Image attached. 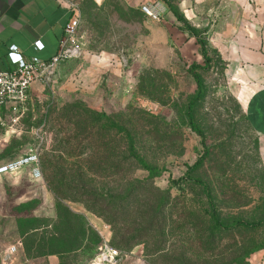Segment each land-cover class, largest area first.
Segmentation results:
<instances>
[{"label": "rangeland", "instance_id": "374dc122", "mask_svg": "<svg viewBox=\"0 0 264 264\" xmlns=\"http://www.w3.org/2000/svg\"><path fill=\"white\" fill-rule=\"evenodd\" d=\"M63 1L79 15L81 56L2 109L0 163L35 150L42 177L0 175V264H89L105 243L119 264H264V224L234 226L264 218V136L246 113L257 88L233 38L258 12L242 0ZM146 2L163 5L160 20ZM192 70L202 134L187 115ZM130 137L153 176L130 158Z\"/></svg>", "mask_w": 264, "mask_h": 264}, {"label": "crops", "instance_id": "0c3cea01", "mask_svg": "<svg viewBox=\"0 0 264 264\" xmlns=\"http://www.w3.org/2000/svg\"><path fill=\"white\" fill-rule=\"evenodd\" d=\"M241 3L246 10L258 12L257 21H244L243 32L233 38L239 46L245 75L253 83L248 85L257 88L247 101L246 113L253 127L264 136V0ZM72 13L73 9L63 0H0V69L10 67L8 52L12 44L28 59L54 55ZM36 40L44 43L42 50L34 47Z\"/></svg>", "mask_w": 264, "mask_h": 264}, {"label": "built area", "instance_id": "2783aa9c", "mask_svg": "<svg viewBox=\"0 0 264 264\" xmlns=\"http://www.w3.org/2000/svg\"><path fill=\"white\" fill-rule=\"evenodd\" d=\"M141 10L152 20L158 21L162 17L164 8L160 3L146 2L141 5ZM184 12L187 16L188 9ZM78 28L79 15L77 10L73 9L58 50L48 59L40 57L28 59L16 44L10 46L8 52L10 67L0 69V123H2V109L5 106L25 102L29 98L33 84L42 76L55 69L61 62L81 56L83 46ZM33 45L37 50L44 48L41 40H36ZM22 170H29L34 179L42 177L41 159L37 151L31 150L12 160L0 163V175ZM119 256L118 248L105 243L99 246L97 254L89 264H119Z\"/></svg>", "mask_w": 264, "mask_h": 264}, {"label": "trees", "instance_id": "16d2710c", "mask_svg": "<svg viewBox=\"0 0 264 264\" xmlns=\"http://www.w3.org/2000/svg\"><path fill=\"white\" fill-rule=\"evenodd\" d=\"M169 6H170L171 10L174 12V14L179 19H181L182 21H184L185 23H187L181 16H178V11L172 5L169 4ZM140 10H141V8H140ZM141 12H142V10H141ZM188 29L190 31V34H192L193 36H195L197 38L198 43L200 44L201 54H202V56L205 59L206 65L209 64V62L211 61V58L208 55V51H207V48H206V43H205V40L201 37L200 31L197 28L193 27V26H189V24H188ZM196 65L200 66L199 64H196ZM192 74H193V76H194V78L196 80L197 90L198 91H197V94L193 97V99L190 100V102L188 103V106H187V109H188L187 110V115L189 117L190 126L194 130H196L199 134H202V131L198 128V126L195 123L193 107H194L196 101L203 96L204 83H203V79H202L201 75L198 72H195L194 70H192ZM248 120H249V118H248ZM128 148H129L130 158H133L135 161H137L144 169H146V170L149 171L150 176H153L154 174H153V168H152V166H150L148 164V162L135 150L134 142H133V139L131 137H130V145H129ZM201 161H202V158H200L198 161H196L193 166H190L189 167L188 172H187V176L188 177L191 176V174H190L191 171L196 166H198ZM27 171L30 174V171L29 170H27ZM197 181L203 185L204 189L206 190L207 197L210 200V205H211L210 217H211L212 221L216 225H218V226L226 227L225 224H224V222H223V220H222V218H221V216H220V214H219V212L215 208V205L213 203L212 196H211V191L209 189L208 184L206 182H204V181H201V180H197ZM107 199L108 198H105L104 197V199H103L104 200V202H103V208H102L104 210H100V213H101L102 216L106 217V219L109 221V218H107V214H106L107 211H108V207H109V204L106 203V200ZM95 202L96 203L99 202V199L96 198ZM91 207L93 208L95 206L92 205ZM261 224H264V218L263 219H259V220H254V221H249V220H246V219H239V220H237L235 222L234 226L242 225L244 227H255V226H259ZM77 248L70 249V252H75L77 250ZM97 252H98V250L96 251L95 255L97 254Z\"/></svg>", "mask_w": 264, "mask_h": 264}]
</instances>
